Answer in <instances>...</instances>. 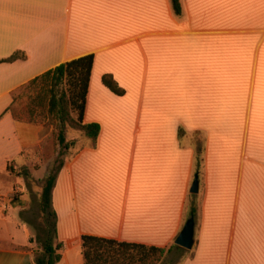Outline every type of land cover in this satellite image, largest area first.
Here are the masks:
<instances>
[{"label": "crops", "instance_id": "1", "mask_svg": "<svg viewBox=\"0 0 264 264\" xmlns=\"http://www.w3.org/2000/svg\"><path fill=\"white\" fill-rule=\"evenodd\" d=\"M178 1L0 0V60L24 55L0 62V264H34L10 192L42 127L13 117L12 95L89 54L82 123L99 130L54 183L56 264H84V235L168 249L190 215L180 264H264V0Z\"/></svg>", "mask_w": 264, "mask_h": 264}, {"label": "trees", "instance_id": "2", "mask_svg": "<svg viewBox=\"0 0 264 264\" xmlns=\"http://www.w3.org/2000/svg\"><path fill=\"white\" fill-rule=\"evenodd\" d=\"M171 3L174 12L178 14L179 1L171 0ZM16 59H24V55L17 52L0 62H12ZM92 62L93 56L89 54L60 63L22 85L12 95L13 104L20 96L31 93L28 96L27 115L20 117L12 113L16 120L40 124L36 119L38 116L42 120L55 118L54 120L58 123L56 141L59 149L53 159L55 166L47 174L39 195L42 215L41 236L36 235L35 246L29 248L32 251L34 264H56L61 257L59 253L61 245L57 240V216L52 206V190L64 163L62 155L74 145L73 141L65 140L64 127L67 124L76 127L91 143H94L98 134V125L82 123ZM101 82L113 94L117 96L124 94V90L118 86L111 75H102ZM8 110L11 111V106ZM200 161V155H196V175ZM189 212L195 213L194 204L190 205ZM169 251L180 253L182 249L175 244L168 249H160L89 235L81 236V254L84 264H154L156 257Z\"/></svg>", "mask_w": 264, "mask_h": 264}, {"label": "rangeland", "instance_id": "3", "mask_svg": "<svg viewBox=\"0 0 264 264\" xmlns=\"http://www.w3.org/2000/svg\"><path fill=\"white\" fill-rule=\"evenodd\" d=\"M30 94L26 93L20 96L12 104L11 112L20 117L27 115L26 108L29 102L28 96ZM36 119L40 122L38 125L42 127L40 133L42 139L40 148H38L37 153H35L36 158L27 163L28 168L23 166L15 169V172L22 173V170L24 171V174H22L23 177H21L22 185L20 187H12V191L10 192V196L16 199H22L23 203L19 221L32 235H34V238H36V235L41 236L42 215L39 206L41 187L47 174L52 170L53 166H55L53 159L59 149L56 141L58 123L54 120L55 118L52 120H42L40 117L36 116ZM63 134L65 140L73 141L74 145L62 155V159L72 158L80 148L85 146L84 134L76 127H71L68 124L64 127ZM34 246L35 242L32 247ZM183 256L184 254L182 252L176 253L175 251H169L156 257L154 264H180Z\"/></svg>", "mask_w": 264, "mask_h": 264}, {"label": "water", "instance_id": "4", "mask_svg": "<svg viewBox=\"0 0 264 264\" xmlns=\"http://www.w3.org/2000/svg\"><path fill=\"white\" fill-rule=\"evenodd\" d=\"M197 191H198V177L197 175H194L189 192L195 194L197 193ZM193 227H194V220H193V216L190 215V217L184 223V226L182 227L181 231L174 239V244L180 248L190 250L193 245Z\"/></svg>", "mask_w": 264, "mask_h": 264}]
</instances>
